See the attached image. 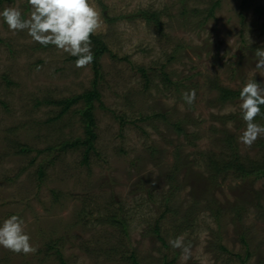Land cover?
Listing matches in <instances>:
<instances>
[{"label":"rangeland","instance_id":"obj_1","mask_svg":"<svg viewBox=\"0 0 264 264\" xmlns=\"http://www.w3.org/2000/svg\"><path fill=\"white\" fill-rule=\"evenodd\" d=\"M95 3L104 20L95 36L108 52L98 65L103 109L95 103L86 164L83 149L48 152L84 140L81 105L49 123L58 109L45 102L90 90L91 66L77 69L68 54L11 32L0 19V223L19 215L37 249L40 240L61 239L66 264H131L126 253L139 264H240L246 254L245 264H264V179L212 181L203 164V156L229 155L228 136L241 159L264 157V137L246 147L238 142L243 120L231 128L221 121L241 116L239 101L218 106L209 88L215 81L233 91L248 79L264 84L254 55L264 47V0ZM8 6L29 11L27 0L0 11ZM141 11L160 14V33L139 18ZM191 89L197 99L188 105L182 94ZM21 146L29 152L21 154ZM177 162L185 167L170 197L166 175ZM115 214L125 220L126 236L100 221ZM181 234L191 245L186 260L168 243ZM0 264L59 262L54 252L24 259L0 247Z\"/></svg>","mask_w":264,"mask_h":264},{"label":"clouds","instance_id":"obj_2","mask_svg":"<svg viewBox=\"0 0 264 264\" xmlns=\"http://www.w3.org/2000/svg\"><path fill=\"white\" fill-rule=\"evenodd\" d=\"M27 4V15L15 6L0 11V19L11 32H26L33 42L43 47L54 46L75 57L77 69H85L94 62L91 37L104 26L102 12L95 0H27ZM254 55L257 58L255 69L264 72V47L256 49ZM182 99L193 105L197 99L196 90L184 92ZM261 106H264V84L255 79L246 80L239 91L238 108L245 128L238 142L249 148L264 137V125L255 122L262 115ZM227 127H232L231 121ZM26 227L25 220L19 215L4 219L0 223V247L15 254H34L37 247ZM185 239V234H181L168 241L172 248L181 250V260L188 258L191 249L190 242L186 244Z\"/></svg>","mask_w":264,"mask_h":264},{"label":"trees","instance_id":"obj_3","mask_svg":"<svg viewBox=\"0 0 264 264\" xmlns=\"http://www.w3.org/2000/svg\"><path fill=\"white\" fill-rule=\"evenodd\" d=\"M13 0H0V6L4 3H11ZM218 5L215 4L214 7ZM214 7L209 11V15H212ZM103 10H105L103 8ZM139 18L143 20L148 26L152 27L154 32L160 33L161 32V21H160V14L157 12H150V11H141L139 13ZM92 50L94 53V62L90 65L91 71L93 73V81L91 83V89L84 92L81 95L75 96L70 99L65 100H58V101H46L45 105L50 107H55L58 109L57 115L50 120L49 123H54L61 120L64 116H66L71 108L81 105V109H79V122L82 126L83 133H84V140H76L73 142H64L61 143L53 148H49L48 152H66L68 150H79L83 149V163L86 164L89 159L90 152L94 151L93 143L95 140V133L94 129L96 126L95 122V103H99V108L103 109L100 103V94L97 90L98 84V65L100 58L108 52L107 47L103 43L102 39L98 36H92ZM75 57H71L70 61L74 62ZM142 75H144V71L140 70ZM165 80L169 82V80L165 77ZM210 91L216 93L215 104L218 106H225L228 104H232L236 101H239V91H233L222 87L218 82L210 83ZM262 115L256 118L255 122H264V106H261ZM155 117H161L160 115H156ZM150 119V118H147ZM146 119V120H147ZM238 119H242V116H231L227 118H223L221 121L224 123L226 121H237ZM121 127L123 126V121L120 120ZM177 131L182 134L186 135L182 129L179 128L178 125L175 126ZM229 155L223 156L218 155L214 156L213 154L203 156V164L208 171V173L213 178L214 181L216 178L225 177V176H232L236 180L244 181V182H258L264 179V157L261 160H250L248 158H242L238 155L237 147L235 145V141L231 136H228L225 141ZM29 152V149L25 146L20 147V153L26 154ZM185 166L182 164L175 163L171 169V171L166 175V183L169 186L168 195L171 197L173 193H176L180 188L177 183L176 179L181 169ZM43 177V172L41 169L38 171V178ZM102 223L108 225L109 227L116 229L119 231L120 234L124 236L127 235L126 230V222L122 217L118 216L117 214L103 218L100 220ZM156 235H159L158 230V223L154 226V231ZM50 236L53 237V234ZM46 241L40 240L39 249L34 254H29V256L20 254L24 259H35L41 255L47 256L49 253L54 252L55 256L59 264H66L64 259L62 258L61 254V239H51V237L46 238ZM43 242V243H42ZM42 243V244H41ZM109 252H115V249L110 248ZM248 255L246 254V258L240 262V264H245L247 261ZM123 261H130L131 264H139L134 254L127 253L124 254Z\"/></svg>","mask_w":264,"mask_h":264}]
</instances>
